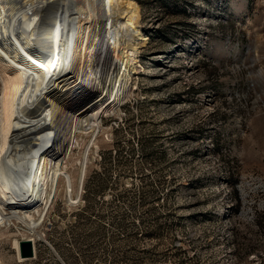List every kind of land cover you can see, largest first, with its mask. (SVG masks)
<instances>
[{"label": "rangeland", "instance_id": "rangeland-1", "mask_svg": "<svg viewBox=\"0 0 264 264\" xmlns=\"http://www.w3.org/2000/svg\"><path fill=\"white\" fill-rule=\"evenodd\" d=\"M125 1L128 92L77 133L62 164L73 200L60 178L34 215L35 257L16 260L13 241L35 236L14 223L0 264H264V0Z\"/></svg>", "mask_w": 264, "mask_h": 264}, {"label": "bare ground", "instance_id": "bare-ground-1", "mask_svg": "<svg viewBox=\"0 0 264 264\" xmlns=\"http://www.w3.org/2000/svg\"><path fill=\"white\" fill-rule=\"evenodd\" d=\"M122 3L0 0V231L16 223L35 236L13 241L16 260L23 261L20 240L33 244L35 257L43 217L34 215L46 211L60 178L73 200L62 164L77 133L96 131L101 115L117 110L128 92L138 12L127 1L132 9L121 10ZM96 91L85 110L67 115V104Z\"/></svg>", "mask_w": 264, "mask_h": 264}, {"label": "water", "instance_id": "water-1", "mask_svg": "<svg viewBox=\"0 0 264 264\" xmlns=\"http://www.w3.org/2000/svg\"><path fill=\"white\" fill-rule=\"evenodd\" d=\"M19 247V258L28 260L34 258L33 244L28 240H20L18 243Z\"/></svg>", "mask_w": 264, "mask_h": 264}]
</instances>
